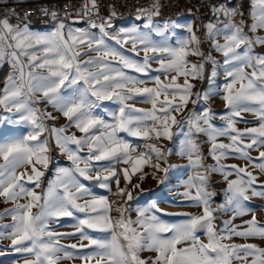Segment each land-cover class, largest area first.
I'll list each match as a JSON object with an SVG mask.
<instances>
[{
	"label": "snow or ice",
	"instance_id": "snow-or-ice-1",
	"mask_svg": "<svg viewBox=\"0 0 264 264\" xmlns=\"http://www.w3.org/2000/svg\"><path fill=\"white\" fill-rule=\"evenodd\" d=\"M160 8L159 0L138 8L135 19L142 27L121 28L115 34L109 31L115 11L95 22L97 0H87L76 10L74 23L87 18L88 28H74L67 23L70 13L61 15L48 8L40 9L52 25L47 31L33 30L14 10L16 24L0 18V65L7 63L12 69L0 88V198L12 205L0 212V218L11 221L0 225V239L10 241L9 246L23 257L22 264H62L73 259L81 264H264V248L230 242L234 237L264 239V224L247 203L251 197H264V183L248 170L264 173V53L255 51L264 47V35L258 34L264 30V0H250L251 24L237 8L212 6L214 19L203 27L222 62L201 50L192 22L160 21ZM174 29L188 35L170 40ZM190 56L199 61L192 63ZM153 63L163 80L155 76L151 87L147 80L129 74L130 70L148 76ZM221 71L224 82L217 87ZM205 79L208 89L195 91L194 82ZM215 96L225 108L219 116L225 122L222 127L213 123L217 114L210 107L189 109L190 104L207 105ZM105 101L116 105L109 113L110 122L100 112ZM136 102L150 108H137ZM243 113H252L257 126L239 129L236 125ZM61 117L65 123L59 127L48 123ZM120 133L156 142L136 153ZM175 136L181 137L177 154L186 158L185 170L191 173L182 181L181 203L199 208L200 214L166 213L156 201H149L135 209L133 219L129 202L138 199L132 189H140V184H133L132 177L141 173L142 180L143 168L150 166L165 174L158 178L153 173L164 183L175 166L162 167L171 150L160 142ZM200 136L207 137L214 164L205 163ZM220 137H227L228 143ZM53 145L71 167L58 168L54 179L42 187ZM251 150L258 155L252 157ZM229 157L247 163L225 164ZM216 173L226 182L225 202L213 208L215 193L208 191V181ZM84 181L95 182L113 198L95 194ZM228 211L232 219L253 214L243 226L232 220L217 223V213ZM167 215L184 218L168 223L162 219ZM63 218L75 221L73 232L50 227ZM69 238L77 242L61 243ZM145 251L155 253V258L143 259Z\"/></svg>",
	"mask_w": 264,
	"mask_h": 264
},
{
	"label": "rangeland",
	"instance_id": "rangeland-1",
	"mask_svg": "<svg viewBox=\"0 0 264 264\" xmlns=\"http://www.w3.org/2000/svg\"><path fill=\"white\" fill-rule=\"evenodd\" d=\"M239 19L240 18L238 17L237 20H239ZM175 21H177L179 23L192 22L189 18H181V19H177ZM123 23L124 24L121 23V24L115 26L114 28L109 29V31L112 32L113 34H115V33L119 32V30L121 28H127V27H131L134 25H140L142 27L141 23H136V22H126V23L123 22ZM192 23H194V22H192ZM193 25L195 28H197L195 26V23ZM95 30H96L95 32L98 33L99 30L98 29H95ZM35 31H46V30L41 29V30H35ZM245 31H247V29H245ZM196 34L201 40V50L204 51L205 53L211 52L212 56L215 59L222 62L223 57L219 53H216L212 49L211 42L206 38L205 31L202 34L199 31H197ZM186 35H188V34L183 29H174L169 34V38H170V40L179 39L182 36H186ZM249 35H251V33H249ZM259 35H264V32L259 33ZM113 46L119 48V46L115 45L114 42H113ZM255 51L257 53H264V47H257L255 49ZM127 54L130 56H134V54H132L130 52ZM141 56H142V54H141ZM188 59L192 63H197L199 61L198 57H193V56H190ZM151 67H152L153 71H151L148 76H143L139 73L131 72L130 70H129V74L133 75V76H138L141 79L147 80L148 86L151 87L152 86V78H154L155 76L159 75L161 77V79L163 80V75L161 73L155 71V69L158 67V65L153 63ZM8 68H9L8 72L10 73L12 71L11 66L8 65ZM206 71L208 74L211 73L212 66L210 64L206 66ZM182 81H183V78H180L181 83H182ZM223 82H224V75H223V72L221 71L220 74L217 76L215 83H216L217 87H219L223 84ZM194 83L196 84L195 91L203 92V91L207 90L209 87L207 79H205L204 81H195ZM104 105L106 107L101 109L100 112L103 114L104 118L110 122L111 117H110L109 113L116 108V105L111 101H105ZM135 106L137 108H145V109L150 108L149 104L141 103V102H136ZM204 106L210 107L212 109V111L217 114V117L213 121V123L217 127H222L225 122L222 121L221 119H219V116L225 112V108H224L223 101L220 99V97L219 96L213 97L208 102L207 105L193 106L190 104L189 109L195 108L196 111H200L202 109V107H204ZM41 107H43V105H41ZM48 110L53 111L50 107ZM56 115H59V114L56 113ZM48 123L49 124H55L57 127H59L60 125L65 123V120L63 117H61L57 121H49ZM257 123H258L257 118L252 113H243L242 118L239 119V122L237 123L236 126L239 129H244V128H249V127H256ZM5 131H7V128H5ZM71 131H74V129H72ZM77 135H80V134L77 133ZM120 135H122L123 138L127 142H129L130 144H132L136 147V153L144 151L145 150L144 149L145 144L156 142L154 140H147L146 141V140H142V139L137 138V137H131V136H128L127 133H120ZM180 139H181V137L175 136L172 141H161L160 142L163 144L165 149L171 150L170 155L167 157V162L165 164H162V167H168L169 165L175 166V167L170 169V171L168 173V177L164 183H159L158 179L153 178V173L155 172V170L150 166H145L143 168V174L144 175H143L142 180L140 179L141 173L136 174L135 176L132 177V183L133 184H140V189H132L133 196L138 197V199H134L133 201L129 202L132 209H133V211L131 213V216L133 219L136 218L135 209L137 207L146 206V204L149 201H156L158 203L159 208L163 209L164 212H166V213H190L193 215L200 214L199 208L192 206L188 202L181 203V201L184 200V198L181 195H179L180 193H182L184 191V187L182 186V181L187 180L188 176L191 173L189 171L185 170L186 165H187L186 158H183L177 154L179 151ZM198 139L200 142L201 150L206 157L205 163L206 164H214L215 162L211 159V156L208 155V149H209L210 145L207 141V137L200 136ZM219 139L221 142L228 143L227 137H220ZM53 148L55 149L54 145H53ZM261 150H264V149H261ZM249 154L252 157H256L258 155V151L257 150H251ZM51 157H52V160H51V164L49 166V169L45 172V177L42 178L44 180V184L42 185V187H46L47 182L49 180L54 179L55 172L58 168H60V167H71V162L67 159V157L65 155L61 154L58 149H55L54 151H52ZM224 163L229 164V165L230 164H236L239 166H244L247 162L241 158L229 157L227 160L224 161ZM248 170L253 171L254 174L257 175L258 183H264V173H260L258 170L253 169L252 167H249ZM155 175H156V177L160 178V177H164L165 174L161 171V172H155ZM235 178H236L235 176L229 177V179H235ZM84 183L89 185L91 187L92 191H96L94 189L95 185H96L95 182L84 181ZM123 186H124V184L121 185V187H123ZM112 187H113L112 190L114 192L115 191V184H113ZM225 188H226V182L224 181V178L220 174H218V173L212 174L209 177L208 191L215 193L214 198L212 200V207L213 208H215L218 205L223 204L225 202V196L223 193V189H225ZM37 191H39V190H37ZM249 195H251V194L249 193ZM109 198H113L111 196V194L109 195ZM247 203L249 204V206L254 207L256 209L254 214L256 216L257 221L260 224H264V197H251V199ZM11 207H12V205L10 203H5L3 201V198H0V212H3L5 209L11 208ZM252 214L253 213H249L245 216L236 217L235 219H232L233 213L231 211L223 212V213H217V223H221L222 221H226V220H232L233 224L243 226L242 222L245 220L251 219ZM183 218H184L183 216H179V215L162 216V219H164L168 223H176V222H179L180 220H182ZM10 222H11L10 217L0 218V225L8 224ZM74 223H75V221L71 218H63L60 223H58V224L53 223L50 227L56 232L67 233V232H73L74 231V228L72 226ZM96 235L103 237L105 234L96 233ZM200 239L203 242L207 243V239L203 234L200 235ZM76 242H77V240L72 239V238L61 240V243L65 244V245H68L71 243H76ZM230 242L236 243V244L252 243V244H255L259 247L264 248V239H260V238H249V239L245 240V239L240 238V237H234L233 240ZM85 243H86V241H85ZM9 245H10L9 240L0 239V264H22L23 257L21 256V254L16 253ZM141 257L145 260L154 259L155 253L145 251V252L141 253ZM249 259H251V258H249ZM62 264H81V262L78 259H73V260L63 261ZM236 264H240V262H236Z\"/></svg>",
	"mask_w": 264,
	"mask_h": 264
},
{
	"label": "built area",
	"instance_id": "built-area-1",
	"mask_svg": "<svg viewBox=\"0 0 264 264\" xmlns=\"http://www.w3.org/2000/svg\"><path fill=\"white\" fill-rule=\"evenodd\" d=\"M220 1L228 0H159L161 15L157 18L171 20L182 13H192L195 18V26L202 34V24L214 19L210 9L212 6H219ZM236 1L239 3V11L243 12V18L246 20L249 0ZM86 2L87 0H29L24 2L0 0V18L7 17L10 23H17V16L13 15L14 10L19 19L24 20L29 25L46 24L50 23L49 17L42 15L40 9L48 8L49 11L56 10L61 15L65 12L70 13L67 22L77 21L76 10ZM152 3L154 0H97L99 17L96 18L95 22L99 24L101 18L109 17L112 11L116 13L112 19L136 17L138 8H148Z\"/></svg>",
	"mask_w": 264,
	"mask_h": 264
},
{
	"label": "crops",
	"instance_id": "crops-1",
	"mask_svg": "<svg viewBox=\"0 0 264 264\" xmlns=\"http://www.w3.org/2000/svg\"><path fill=\"white\" fill-rule=\"evenodd\" d=\"M16 1H18V0H16ZM24 1H29V0H24ZM249 11H250V0H249V10H248V14H247V16H246V20H245V22L247 23V24H251V19H250V17H249ZM158 20H160V21H163L162 19H160V18H157ZM181 19V18H180ZM190 19V18H189ZM192 22H193V20L192 19H190ZM123 22H136V23H141L140 21H137L136 19L135 20H124V21H122V22H120L119 24H124ZM67 23H69L72 27H74V28H76V27H79V28H88V23H87V21H84V20H80L79 22H76V23H74V21L73 22H67ZM16 24V23H15ZM118 24V25H119ZM194 24V23H193ZM52 27V25L50 24V25H48V26H46V27H43V28H32L33 30H41V29H43V30H48L49 28H51ZM92 31H96L95 29H93ZM264 32V30H261V31H259V33H263ZM258 33V34H259ZM8 65L9 64H7V63H4L3 65H0V88H3V86H4V82H5V80H6V78H7V76H8V74H9V68H8ZM122 136V135H121ZM123 137V136H122ZM86 152H87V150L85 149V152L84 153H82V154H86ZM116 167H118V168H124V167H128V166H126V165H123V164H118V165H116ZM94 174V173H93ZM137 174H139V173H137ZM120 178H121V185H123V174H122V172L120 173ZM114 184V183H113ZM113 188V187H112ZM96 191H93L95 194H97V195H105V196H109L111 193H109V192H107L105 189H102V188H99V186L96 184L95 185V188H94ZM113 191V190H112Z\"/></svg>",
	"mask_w": 264,
	"mask_h": 264
},
{
	"label": "bare ground",
	"instance_id": "bare-ground-1",
	"mask_svg": "<svg viewBox=\"0 0 264 264\" xmlns=\"http://www.w3.org/2000/svg\"><path fill=\"white\" fill-rule=\"evenodd\" d=\"M221 4L230 5L232 8H237L239 10V3L236 0L220 1V5ZM180 18H190L195 23L194 14H192V13H182L178 17H176L174 19H171V21H175V20L180 19ZM124 20H135V17H125V18H122V19H112V21H113V28L115 26H117L120 22L124 21ZM162 20H165V19H162ZM84 21H87V19H84ZM71 22H73V21H71ZM204 24H206V23H203L202 24V33L205 31V29L203 27ZM48 25H50V23H46V24H30V26L32 28H43V27H46Z\"/></svg>",
	"mask_w": 264,
	"mask_h": 264
}]
</instances>
